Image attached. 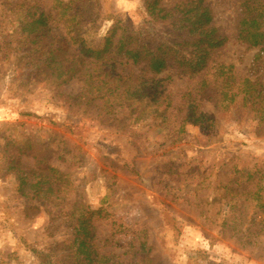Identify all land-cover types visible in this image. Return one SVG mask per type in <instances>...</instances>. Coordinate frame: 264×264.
<instances>
[{"label": "rangeland", "instance_id": "1", "mask_svg": "<svg viewBox=\"0 0 264 264\" xmlns=\"http://www.w3.org/2000/svg\"><path fill=\"white\" fill-rule=\"evenodd\" d=\"M206 2L228 39L214 64L264 88V49L256 62L260 48L237 40L241 0ZM60 4L94 44L119 21L140 30L148 18L143 0H0V264H78L74 228L92 213L104 264H264V109L223 107L208 89L197 94L205 119L184 123L197 81L173 66L149 84L148 113L116 95L76 100L81 81L30 74L7 36L37 5L64 29ZM116 72L128 76L118 84L143 75L130 64Z\"/></svg>", "mask_w": 264, "mask_h": 264}, {"label": "trees", "instance_id": "2", "mask_svg": "<svg viewBox=\"0 0 264 264\" xmlns=\"http://www.w3.org/2000/svg\"><path fill=\"white\" fill-rule=\"evenodd\" d=\"M168 1L143 0L148 14L145 28L131 30L119 21L101 44H94L86 37L79 27L78 17L68 13V4L57 5L65 17L64 29L55 32L53 20L59 16H51L37 5L34 12L28 8L17 19L18 27L7 36L12 43L18 41L17 44L23 46L22 53L28 59L26 64L32 68L30 74L34 71L37 75H44V81L57 86L75 79L81 81V93L76 100L89 102V98L105 99L116 95L124 104L133 101L126 104L129 108L138 105L148 113L147 109L153 102L150 98L154 99L156 95L152 94L149 84L155 81V75L173 66L179 74L197 81L184 97L182 108L187 112L184 123L196 124L205 119L206 114L199 109L197 94L208 89L217 90L223 107L241 102L244 107L262 111L264 88L259 81L236 76L233 64H214V52L221 49L228 39L215 25L213 11L206 0H176L173 5ZM237 40L260 48L255 61L260 60L264 49V0H241ZM1 45L0 49H5ZM117 64L136 66L143 75L136 79L135 84H126L128 76L120 73L118 76ZM197 76L201 77L196 80ZM120 79L125 82L118 84ZM167 108L160 111L164 113ZM42 182L40 178L30 185L33 195L41 191L39 186ZM26 183H29L27 176L22 175V184ZM92 216L93 213L89 218L82 215L74 228V256L78 264H104L107 257L93 242ZM142 247H146L145 242Z\"/></svg>", "mask_w": 264, "mask_h": 264}]
</instances>
